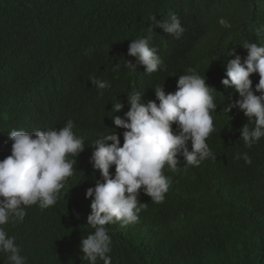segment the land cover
Masks as SVG:
<instances>
[{
  "label": "trees",
  "instance_id": "16d2710c",
  "mask_svg": "<svg viewBox=\"0 0 264 264\" xmlns=\"http://www.w3.org/2000/svg\"><path fill=\"white\" fill-rule=\"evenodd\" d=\"M173 13L184 28L179 39L149 30L151 17L162 23ZM137 38L158 50L157 72L145 73L127 55ZM247 43L264 46V0H0V160L11 154L12 130L59 129L72 120L85 141L57 202L27 206L22 222L3 226L26 264H88L79 247L94 231L85 191L101 180L90 163L92 144L116 131L122 145L125 130L111 117H124L127 96L140 92L147 104L156 87L174 93L188 69L213 88L214 131L206 143L215 159L186 166L178 157L175 170L163 169L170 181L163 202L140 192L138 222L106 225L112 264H264V137L245 147L240 129L254 125L236 108L223 110L229 96L238 98L221 84L235 58L230 51L243 61ZM91 77L109 87L98 89ZM250 79L254 87L259 75ZM117 101L123 108L114 113ZM243 153L251 164L235 158ZM0 264H10L4 253Z\"/></svg>",
  "mask_w": 264,
  "mask_h": 264
},
{
  "label": "clouds",
  "instance_id": "9594fccd",
  "mask_svg": "<svg viewBox=\"0 0 264 264\" xmlns=\"http://www.w3.org/2000/svg\"><path fill=\"white\" fill-rule=\"evenodd\" d=\"M151 22L150 31L162 28L176 39L184 32L174 13L162 23L155 16ZM242 47L247 50L243 61L230 51L229 56L235 58L225 65L221 84L232 88L238 98L233 101L229 96L223 110L226 114L236 108L254 125L250 128L245 123L240 129L245 147L251 148L264 137V46L247 43ZM157 51L149 47L147 38H137L130 42L127 55L135 58L145 73L151 74L162 64ZM125 61L135 71L136 65ZM187 71L190 74L177 79L174 93L166 94L164 86L156 87L155 100L147 104L142 102L140 92L127 96L129 108L124 117H111L115 126L125 130L122 145L116 131L101 135L92 144L90 163L99 171L101 180L85 191V198H92L86 223L94 231L81 239L79 247L88 264H97L98 260L112 264L109 255L112 240L106 225L119 223L123 227L138 222V214L144 207L138 201L140 192L154 203L163 202L170 185L163 173L165 165L175 170L178 157H182L186 166H199L206 158L215 159L206 143L214 131L211 113L216 111L217 104L210 91L213 88L206 84L204 76L193 69ZM253 73L259 75L254 87L250 79ZM90 82L101 90L109 87L107 81L95 77ZM122 108L118 101L112 106L114 113ZM74 126L68 120L59 129L8 133L11 154L0 160V253L7 255L10 264H26V258L20 254L16 238L9 236L3 226L22 222L27 206L38 205L43 210L57 202L67 179L74 174L76 157L84 149L85 141L74 134ZM69 156L75 159L70 160ZM235 158H243L247 164L252 162L247 153L237 154ZM113 166L114 173H110Z\"/></svg>",
  "mask_w": 264,
  "mask_h": 264
}]
</instances>
